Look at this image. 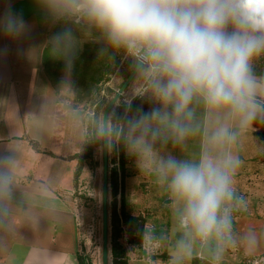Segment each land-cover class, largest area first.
Wrapping results in <instances>:
<instances>
[{"label":"clouds","instance_id":"obj_1","mask_svg":"<svg viewBox=\"0 0 264 264\" xmlns=\"http://www.w3.org/2000/svg\"><path fill=\"white\" fill-rule=\"evenodd\" d=\"M45 18L62 23L49 41L63 59L70 83L76 54L88 41L101 43L98 56L112 64L122 54L134 74L123 115L90 118L80 128L86 141L109 153L121 146L142 176L165 196L170 223L144 226L141 245L148 264L167 249L164 264H224L240 249L254 254L264 232L239 230L237 217L249 201L234 179L243 164L242 139L264 125V0H37ZM10 9L0 30L13 39L27 31ZM151 107L133 108L135 99ZM12 126L24 118L14 102L0 103ZM0 150V264H77L61 248L44 242L17 244L25 224L35 228L38 212L21 191V145L13 127ZM179 151L180 155L174 154ZM42 208L52 211L49 194Z\"/></svg>","mask_w":264,"mask_h":264},{"label":"crops","instance_id":"obj_2","mask_svg":"<svg viewBox=\"0 0 264 264\" xmlns=\"http://www.w3.org/2000/svg\"><path fill=\"white\" fill-rule=\"evenodd\" d=\"M9 9L22 16L28 27L17 39L7 37L0 30V103L14 102L24 118L18 125L12 126L0 115V138L6 140L12 128H15L21 145V191L26 196L25 206L34 208L39 214L35 228L30 224L20 228L23 240L14 242L13 246L41 241L50 246L52 253L61 248L71 251L77 264H80L86 252H83L78 214L72 200L80 182V161L77 156L87 142L80 135L84 120L78 111L64 105L59 96L60 88L51 82L45 71L44 54L50 45L52 28H48L49 20H45L43 10L36 11L35 3L30 0H0V17ZM124 65L129 63L123 59L121 66ZM255 71L258 75L264 74V58L256 63ZM65 75L66 71L62 82L66 79ZM131 87L132 83L129 90ZM147 104V101L138 98L133 108H145ZM3 111L0 108V113ZM258 125L254 124L253 127ZM249 141H243V149L252 151L243 153V164L234 183L249 201V210H261L263 214L259 215L263 218L264 134L259 133L253 144ZM4 147V142L0 140V150ZM40 192L49 194L52 211L43 210ZM255 214H248L244 219L249 216L254 219L252 215ZM260 216L257 219H261ZM249 228L256 230L257 225L251 221ZM262 249L250 256L243 252H229L224 264H252L255 260L264 262ZM137 261L148 263L144 252L138 260L129 264ZM197 263L206 264L200 260Z\"/></svg>","mask_w":264,"mask_h":264},{"label":"rangeland","instance_id":"obj_3","mask_svg":"<svg viewBox=\"0 0 264 264\" xmlns=\"http://www.w3.org/2000/svg\"><path fill=\"white\" fill-rule=\"evenodd\" d=\"M35 3L36 11L38 9L37 0H30ZM40 7V6H39ZM42 10L41 8L38 11ZM48 21V19H45ZM49 20L48 28L52 30L51 37L53 36V28L57 26V23H52ZM130 73L129 65L120 66L116 73L112 76L111 81L105 84L101 89V94L96 93L93 97H84L81 92L71 90L70 83H64L60 85V98L64 105L79 112V116L82 115L84 120V126L89 124L90 118L102 117L103 113L110 103V101L117 94L118 90L124 84ZM66 76V75H65ZM65 78V77H64ZM63 79V78H62ZM61 79V80H62ZM71 80V79H70ZM64 84V87H63ZM131 91L129 88L123 95L118 105L113 111L124 107V100L126 95ZM137 99L133 101V104ZM140 107V106H138ZM148 107V108H147ZM151 105L148 103L145 111L149 110ZM78 117V115H77ZM256 131L248 133L241 141L239 147V155L242 157L243 153L251 152V149L244 150L243 141L250 140V144H253L258 138L259 133L264 134V125L259 124L255 127ZM90 141H87V145L83 146L81 153L79 154V176L80 182L76 192L73 194V204L80 217V221L83 223L80 231L82 233V246L85 254V260L87 264H103V186H104V168H103V152L99 148L88 149ZM264 146V143H263ZM240 152V150H242ZM123 152L122 147L118 150H114L109 155V171L115 167L118 169L119 175V194L117 197L118 213L121 215V207L125 205L126 213L132 218L138 219V223L135 226V232L130 235L128 232V226L125 224V220H121L122 236L121 243L126 248L130 261L138 260L143 250L139 249L141 241H139V235L142 232L144 226L155 225L157 231L162 228H167L170 223L169 212L164 206L165 196L157 189V187L151 182L150 178L146 176L141 177V173L136 166L135 159L127 155L124 150L126 159V168L123 170L121 166L120 157ZM174 154L180 155L177 150ZM244 155L243 157H245ZM239 172V170H238ZM124 196V201L122 200ZM114 198L111 193V186L109 187V213L111 224V204ZM261 210H249L247 213H240L237 217V227L243 231L249 228V225H257L256 231L258 233L264 232V216L261 218L263 212ZM251 213H256L255 218L250 216L244 219L245 216ZM261 216H260V215ZM260 216L261 219H257ZM250 222V223H249ZM264 246V242L261 243L259 250ZM111 250V244L109 246ZM264 251V248L262 249ZM161 252H163L162 255ZM230 252H243L240 249H234ZM160 255V256H159ZM156 256L157 260L164 264L167 258V249H161ZM147 259V257H146ZM129 261V263H130ZM110 264L112 259L110 257ZM132 264H148L147 262H133ZM192 264H198L197 260Z\"/></svg>","mask_w":264,"mask_h":264},{"label":"trees","instance_id":"obj_4","mask_svg":"<svg viewBox=\"0 0 264 264\" xmlns=\"http://www.w3.org/2000/svg\"><path fill=\"white\" fill-rule=\"evenodd\" d=\"M63 27L64 25L62 23H57V26L53 28V35L61 31ZM101 47V43L88 41L80 46L76 54L74 66L71 72V90L81 92L80 94L86 98L93 97L96 93L100 95L102 87L111 81L112 76L120 68L123 62V56L120 54L117 55L115 61L112 64H108L105 59H101L98 56V52ZM50 48L51 45H49V47L45 50L43 64L49 79L59 89L61 78L64 74V71H66L65 63L63 59L52 56L50 54ZM118 111L119 112L116 110L117 114L123 115L124 107ZM95 148H99V145L90 142L88 149L93 150ZM77 157L80 158L79 155ZM120 161L124 170L126 168L124 149L121 154ZM118 175L119 172L116 167L109 172V185L111 186V193L114 198L111 204L110 257L112 259V264H129L130 259L128 253L120 241L123 233L121 220H125V224L128 226V232L130 235H133L136 229L135 226L138 223V219L132 218L126 213L125 205L121 207V215L118 213ZM122 200L124 201V196ZM139 241H141L140 235ZM86 261L87 260H85V257H81L80 264H87Z\"/></svg>","mask_w":264,"mask_h":264},{"label":"water","instance_id":"obj_5","mask_svg":"<svg viewBox=\"0 0 264 264\" xmlns=\"http://www.w3.org/2000/svg\"><path fill=\"white\" fill-rule=\"evenodd\" d=\"M134 79V74L131 72L118 90L117 94L107 105L103 115L108 112H112L115 107L118 105L119 101L125 94L126 90L130 86ZM110 153L105 150L103 151V168H104V186H103V239H104V248H103V264H110V213H109V155Z\"/></svg>","mask_w":264,"mask_h":264},{"label":"built area","instance_id":"obj_6","mask_svg":"<svg viewBox=\"0 0 264 264\" xmlns=\"http://www.w3.org/2000/svg\"><path fill=\"white\" fill-rule=\"evenodd\" d=\"M77 219H78V226H79V227H82V226H83V223L80 221V217H79V215H78ZM158 253H159V252H158ZM252 264H264V262L261 261V260H255Z\"/></svg>","mask_w":264,"mask_h":264}]
</instances>
